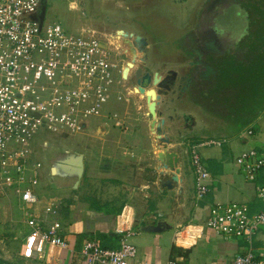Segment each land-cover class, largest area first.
I'll use <instances>...</instances> for the list:
<instances>
[{
	"label": "crops",
	"instance_id": "1",
	"mask_svg": "<svg viewBox=\"0 0 264 264\" xmlns=\"http://www.w3.org/2000/svg\"><path fill=\"white\" fill-rule=\"evenodd\" d=\"M207 18L202 14L195 29L172 42L175 57L163 63L167 70H176L179 76L192 80L187 89L192 97L180 93L179 77L172 91L162 95L156 105L173 138L169 146L180 153L181 183L177 190L160 189L158 184L157 139L147 96L137 91L133 75L125 78L118 73L106 105L113 98L117 102L105 105L103 115H97L103 121L90 126L86 120L82 130L70 134V144L83 154L84 160L78 187L47 189L41 198L40 206L49 198L61 200L60 222L68 246H47L42 256L23 258L25 238L17 235L20 228L29 230L25 213L19 226L12 222L4 230L6 234L0 233V240L14 255L11 260L0 258L1 263L88 264L82 244L96 239L103 248L130 243L137 248L136 261L147 264H168L173 260L176 264H233L234 256L243 251L245 244L240 239L225 238L206 222L210 208L217 202L243 203L251 213L264 208L257 197V187L264 184V168L251 179L236 161L251 148L264 153V98L252 100L251 94L245 93L246 87L235 88V81L241 77L237 78L236 73H250L236 63L233 50L237 38L228 28L221 31L216 20ZM115 61L119 64V60ZM154 65L163 67L161 62ZM188 100L196 107L197 118L188 110ZM247 128H253L254 134L248 135ZM205 139H216L221 144L198 148L211 175L210 191L198 202L189 144ZM7 196L0 192V198ZM18 199L21 207L24 202ZM150 214L171 217L174 226L159 233L141 230ZM11 231L16 233V239L9 234ZM256 244L263 245L264 237L258 236Z\"/></svg>",
	"mask_w": 264,
	"mask_h": 264
},
{
	"label": "built area",
	"instance_id": "2",
	"mask_svg": "<svg viewBox=\"0 0 264 264\" xmlns=\"http://www.w3.org/2000/svg\"><path fill=\"white\" fill-rule=\"evenodd\" d=\"M77 4L74 0L69 6ZM46 5L47 0H0V192L13 190L24 203L36 207L26 212L25 259L42 256L47 246H68L60 222L61 201L50 198L40 206L36 187L42 171L30 143L40 130L61 136L82 130L90 116L100 114L116 74H122L109 40L99 38L96 31H69L47 22L46 16L41 23ZM245 131L254 134L253 128ZM212 144L221 142L205 139L189 144L198 202L210 191L211 177L198 148ZM236 161L253 179L264 168V153L251 148ZM257 197L264 203V184L257 187ZM206 225L227 239L243 241V251L234 256L233 264H264V244H256L258 236L264 237V208L251 213L243 203L217 202ZM81 251L88 264H147L136 261L137 248L126 242L103 248L96 239H87Z\"/></svg>",
	"mask_w": 264,
	"mask_h": 264
},
{
	"label": "rangeland",
	"instance_id": "3",
	"mask_svg": "<svg viewBox=\"0 0 264 264\" xmlns=\"http://www.w3.org/2000/svg\"><path fill=\"white\" fill-rule=\"evenodd\" d=\"M71 1L74 0H47L46 21L59 23L73 32H79L83 28L96 31L99 38L109 40V46L115 60L118 52H121V48L124 49L127 45L122 39L119 40L118 35L120 37L122 35L118 34V31L121 29L135 30L148 35L155 43V48L161 56L162 62L167 63L169 62L168 57H175L172 42L179 37L186 36L195 29L202 14L208 17L207 19L210 21L216 20L221 31L228 28L231 35L233 34L232 36L240 33L243 25L249 20L251 31L249 30L244 39L247 47L244 49L238 48L237 51L243 53V56L239 58L242 62L240 68L244 67L250 73H246V75L236 73L237 78H239V75L241 77L235 81L234 85L237 89L246 87L245 93H250L252 100L264 98V32L259 33L262 38L257 37L258 31L255 29L253 19L258 16L261 23H264V6L258 5L260 0H75L78 3L76 8L69 6ZM260 4L264 5V0H261ZM210 11L212 13L208 16L207 14ZM127 59L124 57L125 61ZM236 95L238 97L239 93L236 92ZM115 100L113 98L106 106L117 102ZM189 102L190 100L187 102L188 110L197 118L198 111ZM100 113L103 115V107ZM87 121L90 122V126H96L103 121V118L93 115ZM45 141L48 143L57 141L71 145L73 137L40 130L30 143L31 150L33 148L40 150L39 146ZM34 158L39 160L42 155L36 153ZM50 182L45 170H43L40 184L36 187V191L41 197L46 195L47 189L56 190L60 188L53 187ZM5 195H8L7 198H0V214L3 215V220L0 221V233H5L4 230L9 229L12 222L19 226L18 221L20 220L21 223L20 218L23 214L33 212L36 209L35 206L22 202L21 207H19V199L13 190ZM54 199L60 200L59 198ZM20 230L21 232L17 237L19 239L26 238L29 230H26V228H20ZM9 234L13 239H16L14 231ZM4 236L1 234V237Z\"/></svg>",
	"mask_w": 264,
	"mask_h": 264
},
{
	"label": "water",
	"instance_id": "4",
	"mask_svg": "<svg viewBox=\"0 0 264 264\" xmlns=\"http://www.w3.org/2000/svg\"><path fill=\"white\" fill-rule=\"evenodd\" d=\"M46 15V7L41 9L40 20L43 22ZM118 34L128 37L129 33L124 30H119ZM132 45L139 50H142L147 44V41L139 35H130L133 38ZM133 67L132 62H128L124 70V77L127 78L130 68ZM170 74H173V81H170L169 76L162 78L158 72L154 74L150 72H144L142 67L137 68L136 82L137 91L141 94H145L148 100L149 113L153 118V131L156 134L157 142L155 147L158 149L156 152V159L159 162L157 166V178L160 189L166 188L167 190H177L179 183H181L180 173V153L175 150L174 147H170L173 138L168 135L167 129L169 126L165 125V118L163 114L156 110L157 101L162 95H165L172 91L175 85L177 72L169 70ZM175 75V77H174ZM154 86L153 88H150ZM173 133H177L176 127L173 121H171ZM181 145H185V142H181ZM40 150H32L33 154L39 153L42 158L37 160L41 166V171L45 170L47 177L50 179V183L53 187L57 188H72L78 187L80 180L84 172V160L83 154L74 149L69 144L52 141L48 143L43 142L40 146ZM169 218H163L162 214H150L148 218L144 220V226L141 230L147 232H163L172 228L174 225ZM13 253L8 252L6 244L0 240V258L4 260H11Z\"/></svg>",
	"mask_w": 264,
	"mask_h": 264
},
{
	"label": "flooded vegetation",
	"instance_id": "5",
	"mask_svg": "<svg viewBox=\"0 0 264 264\" xmlns=\"http://www.w3.org/2000/svg\"><path fill=\"white\" fill-rule=\"evenodd\" d=\"M260 3H261V0H260ZM260 3H258V5L263 7L264 5H262ZM253 19H254V23H255V26H256L255 29H257V31H258V33H257L258 36L257 37L262 38V37L259 36V33L261 34V33L264 32V23H261V19L258 16L256 18H253ZM121 30H124L125 32L129 33V36L127 38L124 37V36L120 37L118 35L119 40L122 39L123 42L125 44H127L124 49L121 48V52L120 51L118 52L119 56L117 55V60H119V67H121V69H122V74H124V70H125V67L127 66L128 62H132L133 63V67L130 68L127 78H129V76L133 75L132 78L134 79V82H135L136 85H137V82H136L135 75H136L137 68H139V67H142L144 72H150L152 74H154L155 72H158L160 74V76H162V78H164L166 76H169V78H170L169 80L170 81L174 80L172 78L173 74L169 73L170 69L169 70L165 69L166 65L163 64V62L161 60L162 58L158 54L157 49L155 48V43L152 41V39L148 35H144L142 33H139L137 31H135V30H126V29H121ZM249 30L251 31L250 22H249V20H247V23L245 25H243L240 33L232 36V37L237 38V39H235V43H234V47L235 48L233 50V52H235V56L234 57H235V60L237 61L236 63H239V64L242 63L239 58L243 56V53L238 52L237 49L238 48H243L244 49V48L247 47V45H245V43H244V39L246 38V35L249 32ZM131 34L139 35V36H141L142 38H144L147 41V44H145V46H144V48L142 50H139L138 48H135L132 45V41L134 40V37L130 38ZM150 39H151V41H149ZM124 57H126L128 59L125 61ZM157 62H161L163 67L155 66L154 64L157 63ZM136 63H138L139 66H136L135 65ZM173 71H176V70H173ZM174 77H175V75H174ZM179 77H181V80H180L179 83L181 84V82H182V88L179 89L180 93L185 92L187 97H189V95L192 97V95H191L192 93L188 94V91H187V89H189L190 83L192 81L191 78L189 79L187 77V78L184 79V77H182L181 75L179 76V72H177L175 85H176V83H178L177 80L179 79ZM192 84H194V83H192Z\"/></svg>",
	"mask_w": 264,
	"mask_h": 264
}]
</instances>
